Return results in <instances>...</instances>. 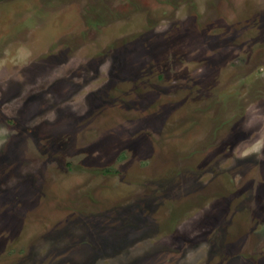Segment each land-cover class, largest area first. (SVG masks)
<instances>
[{"label": "rangeland", "instance_id": "rangeland-1", "mask_svg": "<svg viewBox=\"0 0 264 264\" xmlns=\"http://www.w3.org/2000/svg\"><path fill=\"white\" fill-rule=\"evenodd\" d=\"M264 0H0V264H264Z\"/></svg>", "mask_w": 264, "mask_h": 264}, {"label": "clouds", "instance_id": "clouds-1", "mask_svg": "<svg viewBox=\"0 0 264 264\" xmlns=\"http://www.w3.org/2000/svg\"><path fill=\"white\" fill-rule=\"evenodd\" d=\"M261 147H264V140L257 141L249 150L242 152L240 157L245 158L253 153H259Z\"/></svg>", "mask_w": 264, "mask_h": 264}]
</instances>
